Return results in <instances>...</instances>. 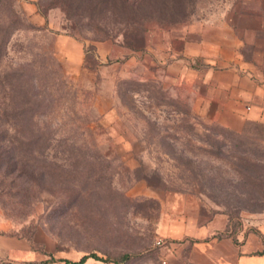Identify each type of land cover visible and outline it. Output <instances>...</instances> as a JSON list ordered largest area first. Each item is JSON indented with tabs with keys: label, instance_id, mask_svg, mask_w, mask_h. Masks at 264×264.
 <instances>
[{
	"label": "rangeland",
	"instance_id": "374dc122",
	"mask_svg": "<svg viewBox=\"0 0 264 264\" xmlns=\"http://www.w3.org/2000/svg\"><path fill=\"white\" fill-rule=\"evenodd\" d=\"M220 13L260 24L264 0H0L1 239L35 263H235L264 224V124L209 123L156 75L158 38Z\"/></svg>",
	"mask_w": 264,
	"mask_h": 264
},
{
	"label": "crops",
	"instance_id": "0c3cea01",
	"mask_svg": "<svg viewBox=\"0 0 264 264\" xmlns=\"http://www.w3.org/2000/svg\"><path fill=\"white\" fill-rule=\"evenodd\" d=\"M175 34L164 33L156 43L162 86L176 97L187 95L192 111L209 123L235 132L246 121L264 124V22L257 24L254 15L220 13ZM144 62L149 72V58ZM257 232L236 235L234 264H264V224ZM0 257L7 264L38 261L25 242L1 238Z\"/></svg>",
	"mask_w": 264,
	"mask_h": 264
},
{
	"label": "trees",
	"instance_id": "16d2710c",
	"mask_svg": "<svg viewBox=\"0 0 264 264\" xmlns=\"http://www.w3.org/2000/svg\"><path fill=\"white\" fill-rule=\"evenodd\" d=\"M1 149V148H0ZM7 154V151H0V161L1 159H3V157H5ZM218 237H226L225 234H220ZM264 254V252H263ZM134 256H131V255H128V254H125V255H122L118 258H115V259H112V258H107L105 260L101 259V258H98L95 254H91V255H85L83 256L79 261L77 262H69V261H65V263L67 264H84L88 259H94L96 261H101V262H111V263H114V264H125L127 262H129ZM53 259H50L49 261H41V262H38V263H35V262H31V263H28V264H50V263H53Z\"/></svg>",
	"mask_w": 264,
	"mask_h": 264
},
{
	"label": "built area",
	"instance_id": "2783aa9c",
	"mask_svg": "<svg viewBox=\"0 0 264 264\" xmlns=\"http://www.w3.org/2000/svg\"><path fill=\"white\" fill-rule=\"evenodd\" d=\"M0 264H1V262H0ZM161 264H168L166 261H162V263Z\"/></svg>",
	"mask_w": 264,
	"mask_h": 264
}]
</instances>
